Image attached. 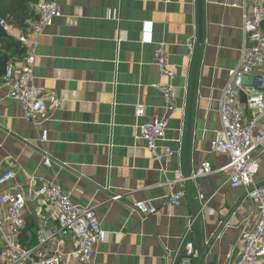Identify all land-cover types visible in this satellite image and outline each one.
Returning <instances> with one entry per match:
<instances>
[{"label": "crops", "instance_id": "crops-1", "mask_svg": "<svg viewBox=\"0 0 264 264\" xmlns=\"http://www.w3.org/2000/svg\"><path fill=\"white\" fill-rule=\"evenodd\" d=\"M56 1L62 16L44 30L35 75L62 108H50L48 119L30 123L23 105L0 87V177L15 172L0 195L22 192L27 198L18 241L32 247L43 229L57 226L54 210L37 195L42 181L56 182L75 204L97 206L109 237L95 247L96 264H171L187 241L198 250L194 264H230L227 255L241 249L242 228L255 218V206L243 188L231 187L230 171H221L229 158L212 152L211 141L222 129V90L242 55L243 9L233 6L235 0ZM8 22L12 43L0 47V77L9 61L20 66L29 50L18 41L27 27ZM159 46L169 55L174 78L153 62ZM155 83L174 86L176 111L167 110ZM245 89L264 91V70L248 75ZM138 104L146 106L141 119ZM162 118L169 128L160 150L176 153L154 161L139 139L140 126ZM259 123L262 129L264 116ZM45 155L52 166L44 164ZM206 161L212 172L186 181L182 206L167 207L168 182L178 172L192 177ZM260 161L257 180L264 182V154ZM144 201L158 210L147 220L134 207ZM4 244L0 233V250ZM49 248L73 250L71 243L57 241Z\"/></svg>", "mask_w": 264, "mask_h": 264}, {"label": "built area", "instance_id": "built-area-1", "mask_svg": "<svg viewBox=\"0 0 264 264\" xmlns=\"http://www.w3.org/2000/svg\"><path fill=\"white\" fill-rule=\"evenodd\" d=\"M235 7L244 12V44L242 55L236 69L222 90L219 114L222 129L211 141V151L226 154L229 158L226 166L232 188H243L255 206V218H250L242 228L239 242L241 249L237 254L230 252L227 257L230 264H264V182L257 180L264 154V127L260 128V117L264 116V91L255 94L246 92V77L255 71L264 70V0H235ZM33 17L27 20V31L18 37V41L29 47L20 66L13 60L6 65L0 77V87L8 89L9 97L20 102L25 110V119L30 123H40L48 119L49 109L60 110L62 101L53 93L47 92L36 83L35 64L37 48L41 44L44 30L52 21L62 16V9L56 0H35L31 3ZM5 31H10L11 24L0 19ZM196 38H192L189 47L193 50ZM154 64L160 73L175 77L170 67V58L163 47L154 52ZM152 86L162 92L168 111H176L177 94L173 85L155 83ZM245 91V92H244ZM246 95V107L241 101V94ZM245 108L249 116L245 114ZM136 114L139 119L146 115V106L138 104ZM139 139L146 144L152 160L161 161L173 156L176 151L170 147L160 150V144L166 139L169 120L162 118L144 122L140 126ZM43 140L48 139L44 130ZM50 156H44V164L52 166ZM212 172L211 163L204 162L192 177H184L178 172L168 182L172 192L167 197V207H181L185 196V183L191 178L207 176ZM15 177L13 170L6 171L0 177V186ZM37 195L42 203L51 207L56 215L55 229H43L39 241L32 247H25L18 241L26 227L24 211L27 198L22 192H4L0 195V233L5 244L0 250V264H96L95 247L99 242L108 240L109 232L99 223L97 206L75 204L70 194L56 182H41ZM115 196L114 199H121ZM204 200L205 196L200 195ZM147 220L157 213V208L149 201L139 202L134 206ZM60 245L71 243L73 250L62 251L48 249L51 242ZM180 255L175 256L171 264H194L198 250L193 241H187Z\"/></svg>", "mask_w": 264, "mask_h": 264}, {"label": "trees", "instance_id": "trees-1", "mask_svg": "<svg viewBox=\"0 0 264 264\" xmlns=\"http://www.w3.org/2000/svg\"><path fill=\"white\" fill-rule=\"evenodd\" d=\"M34 1L35 0H0V17L25 28L27 27V20L33 15L31 3ZM8 43L11 44L12 41L8 40L6 31L0 25V47L1 45L8 47Z\"/></svg>", "mask_w": 264, "mask_h": 264}]
</instances>
